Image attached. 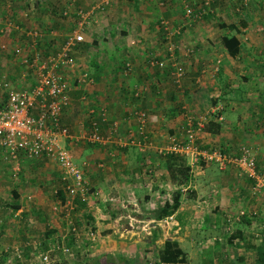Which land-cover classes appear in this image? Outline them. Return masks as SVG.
<instances>
[{
	"label": "crops",
	"instance_id": "crops-1",
	"mask_svg": "<svg viewBox=\"0 0 264 264\" xmlns=\"http://www.w3.org/2000/svg\"><path fill=\"white\" fill-rule=\"evenodd\" d=\"M90 1L84 0V6L79 7L89 8L93 5ZM204 1L109 0L91 14L95 20L90 23L85 40L72 47L76 63L62 70L64 77L75 81L68 92L69 104L60 116V124L69 133L61 136V144L83 167L91 186L99 190L89 199L76 197L73 216L80 226V214H90L100 240L120 239H112V235L124 234V239L138 235L139 231L129 223L140 227L139 222L145 220L149 221L152 239L160 234L165 237L172 225L179 226L180 216L187 219L201 193H205L208 204L214 200L213 217L220 211L233 213L243 205L257 211L264 220V191L249 195L248 180L238 175L233 166L218 169L220 174L216 175L215 169L209 175L216 165L208 163L195 170L187 184H179L171 180L163 165L166 157L158 152L172 134H180L186 114L198 116L217 106L219 109L209 115L207 126L198 131L197 140L205 146L220 145L226 149L248 142L256 151L259 165L264 167V0H213L209 6ZM75 2L70 7L64 4L59 11L48 5L45 11L38 0H0V42L8 45L16 63L24 64L30 74L29 83L22 87L36 82L34 69L23 58L43 59L64 44L76 26ZM185 5L192 7L190 14ZM64 8L70 9L69 15L62 14ZM61 26L68 30L62 42L56 37ZM27 30H36L37 35H29ZM15 45H20L22 51L15 53ZM171 52L184 68L180 83L174 81L169 62L165 67L152 63ZM8 53H0V64L6 67L0 66V70L7 72L14 87H21L19 80H25V71L20 75L18 69L9 70L13 59ZM83 71L89 73L86 80L81 79ZM138 109L147 115L144 137L137 131ZM92 119L99 122L102 141H92L89 134H83L89 131ZM6 155L0 146V182L8 186L10 170L19 171L21 198L16 202L21 203L20 216L28 213L23 205L27 191L32 192L34 210L44 213L46 198L53 200V191L61 185V169L56 160L29 156L23 149L15 157L3 160ZM13 187L17 189L16 184ZM175 191L181 192L180 204L172 213L178 224L165 218L161 221L148 212L138 213L139 204L140 210L142 203H156L157 207ZM11 197L9 194L5 198ZM53 213L48 227L59 223L57 212ZM212 216L208 225H215ZM63 217L67 220L66 214ZM3 232L4 236L12 233L8 228ZM146 240H150V234ZM98 242L102 243L99 248L106 246L107 252L131 247L126 241V245L118 247L112 246L123 241ZM90 263L98 261L92 259L87 262Z\"/></svg>",
	"mask_w": 264,
	"mask_h": 264
},
{
	"label": "built area",
	"instance_id": "built-area-1",
	"mask_svg": "<svg viewBox=\"0 0 264 264\" xmlns=\"http://www.w3.org/2000/svg\"><path fill=\"white\" fill-rule=\"evenodd\" d=\"M69 1L70 7L73 3L72 0ZM108 1L100 0L89 8L74 9L78 15L76 26L67 36L64 44L56 51L49 53L40 60L37 57L28 58L25 56L23 58V61L34 69L36 75V82L32 86L14 87L7 72L0 70V98L5 97L6 100L4 104H0V146L4 148L7 154L4 157H15L21 149L25 150L29 156H39L42 150H46L61 169L60 177L64 183L66 194L63 202L57 199V204L53 206L54 208H64L67 217L69 210L74 207L75 197H88L89 199V196H96L99 190H91L83 167L74 160L70 150L61 144V136L69 133L67 127L60 124V116L63 108L69 104L68 92L71 84L75 81V78L72 81L64 77L62 70L76 63L72 47L75 46L76 42L85 40V34L90 30L89 25L92 20H95L91 18V14L95 12L96 8H102ZM211 1L213 0H205L204 3L209 6ZM185 10L186 13L190 14L192 7L185 5ZM69 12V8L62 10L63 15H69ZM164 25L166 26V23ZM169 31L174 34L173 30ZM1 32L2 29H0ZM26 33L37 35L36 30H27ZM6 47L5 42H0V49H6ZM13 51L19 53L22 48L20 45H16L13 47ZM155 62L160 67H165L169 62L174 81L180 83L184 68L174 57L173 52L169 53L168 57L152 61V63ZM88 77L89 73L83 71L81 79L86 80ZM139 93L138 91L135 94L139 95ZM218 109L217 106H214L209 111L200 112L198 116L186 114L185 125L180 134H172L169 137V142L160 147L158 152L185 156L191 169L195 168V165H200L201 162L213 163L220 169L231 165L236 168L240 175L253 179L250 185L251 192L263 189L264 167L259 165L256 151L250 143L244 142L239 144L237 148L224 149L220 145L205 146L197 140L198 131L205 127L209 115ZM101 110L103 115V108ZM135 114L138 121L137 131L144 137L147 122L146 112L138 109ZM99 131V122L92 119L89 131L83 132V134H89L92 141H102L103 136L100 135ZM165 220L177 221L173 214L167 215ZM176 224L178 223L176 222ZM71 228L75 230V226ZM177 229L174 231L177 232ZM87 233L92 239H96L97 233L94 229H87ZM65 251H67L66 248Z\"/></svg>",
	"mask_w": 264,
	"mask_h": 264
},
{
	"label": "rangeland",
	"instance_id": "rangeland-1",
	"mask_svg": "<svg viewBox=\"0 0 264 264\" xmlns=\"http://www.w3.org/2000/svg\"><path fill=\"white\" fill-rule=\"evenodd\" d=\"M31 1H33L34 3V0H30V2ZM38 1L40 6L44 7L45 11H48V5L57 7V11H59L64 6V4L68 5V2H70L69 0ZM83 1L84 0H76V6H78V8L79 5L84 6ZM98 1L99 0H92L90 1V4L93 3L94 5ZM73 2L74 1L72 0V3ZM29 5V8H33L32 4ZM37 11L38 9L35 10V14ZM43 14L44 17H47V12H44ZM55 15L59 18L61 17L56 13ZM67 31V28L64 29L63 26H61L60 32H58V35L56 37L59 38V40H61L62 42V40L64 39V34H66ZM9 49L10 48H8L7 45L6 49H3L4 51L0 53L5 55L9 52L8 54L11 55L13 63L12 66L9 67V70L14 71V69H18L20 75H22L21 71L23 72L24 69L25 75L23 76V78L25 80L19 81L20 84H23L20 85L21 87L27 85L29 83V81H27L29 80V71L24 64H20L19 62L16 63L17 58L13 55L12 51L10 52ZM7 59L11 60L10 58ZM0 66L1 68L3 67V69H6L4 64H0ZM213 168L214 169L209 172V175L214 172L215 169V175L217 174V172L220 174L217 166H214ZM10 173H12V175L9 174L8 178H10L7 179V181L9 182V187L2 185V183L0 182V233L5 231L7 228L12 233H9L10 235L5 236L4 232L1 233L0 240H98V238L100 240L101 235H98L99 233L96 230V226H93L95 232L97 233L96 239H92V237L88 235L87 230L83 228V224V226L75 225V230H78L76 234L71 231L73 229H68L67 226H69L70 222H76L73 216V209L69 210V216L67 217V220H65L63 216H65L66 210L62 207L54 208L53 205L57 204V200L55 199L52 200V198H49V200H47L46 198V203L44 204L43 211L44 213L34 210L33 205L35 203H33L32 201L33 196L32 192L30 191L25 192L23 195L24 199L27 200L23 202V205L25 207L24 212L28 213L22 218L20 216L22 209L13 208V205L16 204V200H20L21 196H13L10 199L5 198L7 197V195L12 194V190L14 189L13 184H16L15 188H17V191H19L17 183L19 179V171L12 172V170H10ZM14 174L16 175L14 176ZM2 186L4 187V190L2 189ZM247 189L249 190L248 194L250 195V186ZM51 190H53V186H51ZM24 191H21V193H23ZM263 191L264 188L260 189L257 194H261V192ZM188 194L189 193H187V195ZM201 194L204 195L205 193ZM257 194L251 193L252 196ZM189 197L192 198V196ZM207 201L206 203H204L202 198L198 196V201H196V203L194 204L192 211L188 212L189 215H187V219L183 215L180 216L182 217V219L180 218L181 220L178 219V229L176 228L177 225H172V228L169 229L166 234H164L165 237L160 234V236H157L156 240H166L167 237H177L178 240H215V236H218L219 240H227L228 236L224 234L223 229H221V227L219 226H209L210 224L208 225V221L211 217L208 218L203 216V214L205 213L210 214V216L213 215V213H211V210L214 204V200L212 202V205L208 204ZM155 204L156 203H142L143 210H140L139 204L137 209L140 212L138 213L143 214V212H148L150 209H154L156 207ZM132 207L133 206L130 204L128 208L131 209ZM243 207V205L238 206L236 209L238 210L237 212L241 213V211L244 210ZM253 211L254 209L249 210V213L251 215L250 221L239 226L247 233L248 240H264V220H262L259 216L256 217V214ZM52 213L53 215L56 213L59 216V223L55 227H53L52 225L51 227H48L52 222ZM222 216L223 215L221 211L218 212V219L220 218L218 223L220 224L223 222V219L221 218ZM214 219L215 217L212 216V220ZM161 221L163 220L161 219ZM147 222L149 221L145 220L139 222L142 230L140 227L139 229H137V231H139L138 235H133L128 239L121 238L124 236V234L120 237L112 235L111 238H120L122 240H133L134 238L135 240H146V235L150 234V240H154L152 239V233L148 232L150 229L148 228ZM152 222H156V220L152 219ZM129 224H132V222H130ZM232 227L236 228L235 224H233L230 229ZM174 229H177V232H175ZM3 236L5 238H3ZM126 242L123 241L122 244L118 242L112 247L131 244L130 248H125L124 250H116L117 248L110 249V251L107 252L106 246H102L105 249L99 248L101 242L98 241H0V251L5 249L8 250V256L4 258L1 257L0 264H87L88 261L92 262V259H96L98 261V264H155L158 263V249H161L163 247V243L165 241H149L148 244H145V241H135V243H133V241ZM249 242L251 246L254 244H264V241ZM178 243L180 248L185 250V256L182 257V259H179L174 264H241V256L247 263L254 261L257 256L256 250L251 246L244 245L242 241H240V243L242 244L239 245H231L228 241H219V243L215 241H178ZM16 247L18 248L17 250H19V252L15 250ZM65 248L67 249V251H65ZM17 254L19 256H17ZM126 259L129 262H126Z\"/></svg>",
	"mask_w": 264,
	"mask_h": 264
},
{
	"label": "trees",
	"instance_id": "trees-1",
	"mask_svg": "<svg viewBox=\"0 0 264 264\" xmlns=\"http://www.w3.org/2000/svg\"><path fill=\"white\" fill-rule=\"evenodd\" d=\"M79 42H81V41H79ZM80 45H82V43H80ZM5 102H6L5 97L0 98V104H4ZM224 149H226V148L224 147ZM2 153H3V151H2ZM159 153L161 156L166 157L163 165L165 166V169H167L171 180L173 182H177L179 184L180 183L187 184L188 181L191 178H193L192 175L194 174L193 172H195V170L200 169L203 167V165L209 163V162H201L200 165L199 164L195 165V169H193L191 171L190 164L187 161V158L185 156H181L180 154H175V153L172 154L169 152H163V153L159 152ZM40 155H43L45 157H50L46 150H42ZM3 160H6V158L4 157ZM218 169H220V168H218ZM224 169H220V170H224ZM237 173H238V171H237ZM240 176L248 180L249 186L253 182L252 178L242 176V175H240ZM59 179H60L61 185L59 187H57L55 191H53L52 195L54 196L53 199H55V200L59 199L60 202H63L66 198V194H65V190H64V183L61 180V177H59ZM90 186H91V184H90ZM249 186H248V188H249ZM94 189L96 190V188H93L91 186V190H94ZM250 192H251V190H250ZM258 192L259 191L251 192V193L257 194ZM17 193H18L17 189L16 190L13 189L11 195L12 196H18ZM180 196H181L180 191L173 192L172 195L170 196V198H164L163 202L158 204L157 207H155L154 209L148 211V214L150 216L156 218V219L165 218L167 215L172 214L178 208V206L180 204ZM200 198H202V200L203 199L207 200L206 195L200 196ZM74 201H76V197L74 198ZM83 201H85V200H83ZM19 207H20V203L16 202V204L13 205L14 209H17ZM74 208L75 207H73L72 209H74ZM243 208H244V210L242 213L237 212L238 210H236L233 213H226V214L222 213L223 216L221 218L223 219V222L221 224L218 223L220 218L218 219V213H216L215 219L213 220L215 222V225H210V226L221 227V229H223L224 234H226L228 236L227 240H248L247 239V233L243 229H241L239 225L249 222L251 219V215L249 213V210L246 207H243ZM253 212L256 214V217H257V211L254 210ZM203 216L209 218L210 214L205 213V214H203ZM78 224H80V225L83 224L84 226L83 225L82 226L86 230L89 228L94 229V227L91 224L90 214L85 213V212H84V214H80V219H79ZM233 224H235L236 228L232 227L230 229V227ZM69 225L72 227V226L77 225V223L71 222ZM71 227H70V229H72ZM227 227H229V228H227ZM71 231L75 234L78 232V230H71ZM214 239L219 240V237L215 236ZM166 240H177V239L167 238ZM215 242L219 243V241H215ZM228 242L231 245L242 244V243H240V241H228ZM242 242L244 245L251 246L249 241H242ZM251 247H253L256 250V255H257L256 258L254 259V261L247 263L244 261V258L241 256L240 257L241 264H264V244H262V243L261 244H254ZM17 249L18 248L16 247L15 250L17 252H19V250H17ZM7 251H8L7 249L0 251V259H1V257L4 258V257L8 256ZM184 253H185V250L180 248L178 241H165L163 243V247L161 249H158V263H155V264L176 263L179 259H182V257L185 256ZM17 256H19V255L17 254ZM90 264H93V263H90Z\"/></svg>",
	"mask_w": 264,
	"mask_h": 264
},
{
	"label": "bare ground",
	"instance_id": "bare-ground-1",
	"mask_svg": "<svg viewBox=\"0 0 264 264\" xmlns=\"http://www.w3.org/2000/svg\"><path fill=\"white\" fill-rule=\"evenodd\" d=\"M131 226L133 227L132 229H139V227H137L133 222H132Z\"/></svg>",
	"mask_w": 264,
	"mask_h": 264
}]
</instances>
